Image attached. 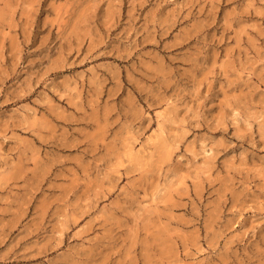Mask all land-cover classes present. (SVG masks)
<instances>
[{
	"label": "rangeland",
	"instance_id": "1",
	"mask_svg": "<svg viewBox=\"0 0 264 264\" xmlns=\"http://www.w3.org/2000/svg\"><path fill=\"white\" fill-rule=\"evenodd\" d=\"M0 264H264V0H0Z\"/></svg>",
	"mask_w": 264,
	"mask_h": 264
},
{
	"label": "bare ground",
	"instance_id": "2",
	"mask_svg": "<svg viewBox=\"0 0 264 264\" xmlns=\"http://www.w3.org/2000/svg\"><path fill=\"white\" fill-rule=\"evenodd\" d=\"M57 139H58V138H57ZM57 139H56V137L53 138V140L55 141V142H53V145H55L56 147L59 148L60 145H61V142H60L59 140H57ZM55 146H54V147H55ZM60 148H61V147H60ZM127 173H128V172H127ZM172 205H173V204H172ZM174 205H176V204L174 203ZM170 206H171V205H170ZM160 217H161V214H158V218H160ZM170 218H171V217H170Z\"/></svg>",
	"mask_w": 264,
	"mask_h": 264
}]
</instances>
